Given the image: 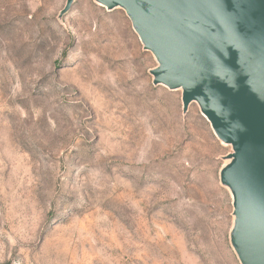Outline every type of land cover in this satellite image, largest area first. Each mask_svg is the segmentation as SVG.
I'll return each mask as SVG.
<instances>
[{
	"label": "rangeland",
	"instance_id": "rangeland-1",
	"mask_svg": "<svg viewBox=\"0 0 264 264\" xmlns=\"http://www.w3.org/2000/svg\"><path fill=\"white\" fill-rule=\"evenodd\" d=\"M0 0V264H241L233 162L125 11Z\"/></svg>",
	"mask_w": 264,
	"mask_h": 264
},
{
	"label": "water",
	"instance_id": "water-1",
	"mask_svg": "<svg viewBox=\"0 0 264 264\" xmlns=\"http://www.w3.org/2000/svg\"><path fill=\"white\" fill-rule=\"evenodd\" d=\"M73 0H67L66 12ZM121 8L158 62L155 84L182 89L233 146L221 182L233 197L231 244L264 264V0H97Z\"/></svg>",
	"mask_w": 264,
	"mask_h": 264
},
{
	"label": "bare ground",
	"instance_id": "bare-ground-1",
	"mask_svg": "<svg viewBox=\"0 0 264 264\" xmlns=\"http://www.w3.org/2000/svg\"><path fill=\"white\" fill-rule=\"evenodd\" d=\"M98 5L101 6V7H103V8H106L104 5H102V4H100V3H98ZM161 85H163V84H161ZM163 86H164V85H163ZM202 115H203V114H202ZM203 117H204V115H203ZM204 118H205V117H204ZM205 120L208 121L206 118H205Z\"/></svg>",
	"mask_w": 264,
	"mask_h": 264
}]
</instances>
